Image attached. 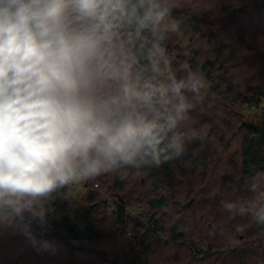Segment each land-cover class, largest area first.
<instances>
[{
  "label": "clouds",
  "instance_id": "obj_1",
  "mask_svg": "<svg viewBox=\"0 0 264 264\" xmlns=\"http://www.w3.org/2000/svg\"><path fill=\"white\" fill-rule=\"evenodd\" d=\"M180 0H0V226L33 244L65 189L184 153L209 87L174 67ZM222 202L264 226V179ZM44 250H47L45 248Z\"/></svg>",
  "mask_w": 264,
  "mask_h": 264
},
{
  "label": "trees",
  "instance_id": "obj_2",
  "mask_svg": "<svg viewBox=\"0 0 264 264\" xmlns=\"http://www.w3.org/2000/svg\"><path fill=\"white\" fill-rule=\"evenodd\" d=\"M173 16L190 35H171L173 66L187 61L209 84L195 110L202 132L191 129L184 153L159 167L105 173L81 194L65 189L50 227H33L35 244L0 226V264H264V226L222 203L264 175V0H180ZM161 193L163 209L145 203Z\"/></svg>",
  "mask_w": 264,
  "mask_h": 264
},
{
  "label": "rangeland",
  "instance_id": "obj_3",
  "mask_svg": "<svg viewBox=\"0 0 264 264\" xmlns=\"http://www.w3.org/2000/svg\"><path fill=\"white\" fill-rule=\"evenodd\" d=\"M173 35H175L176 37L180 38L183 42H188L189 39H190V35H189L188 33H186L185 31H183V30H180V31H178V32H175V33H173ZM242 111H243V112H246V113H253V114H254L255 112H258V113H259L260 109H259V108L255 109V108H253V107H250L249 109H247L246 107H243V108H242ZM190 115H191V119H190V121H189L188 127H189L190 129H194V130H198V131L201 130V132H202L203 128L200 127V123H201V121H200V117H199V116H196V115H197V112H196V111H193ZM224 167H225V170H226V171H229V166H228V165H226V166H224ZM208 177H210V176L207 175L206 178H208ZM256 178L264 179V175H263V174H259V175L256 176L254 179H256ZM254 179H253V180H254ZM253 180H251V182H252ZM81 184H83V182L77 184V186H80ZM232 187H233V184H232V186H230V188H232ZM76 190H77V191H75V188H70V191H71L72 194H76V193L81 194V193L83 192V190L80 189V188H79V189H76ZM248 190H249V188H248ZM220 193L223 194V195H226V194H229V191L227 190V187H224V189L221 190ZM224 193H225V194H224ZM238 193H239V192H238ZM221 196H222V195H221ZM250 196H251V192H249V194H247V195H245V196H241V199H248ZM192 197H193V196H192ZM230 197H231V195H230ZM189 199H191V197H189ZM140 208H141V207H140ZM167 212H168V211H167ZM131 213L133 214V213H134V210H132ZM239 232H241V231L239 230ZM188 235H189V233H187V236H188ZM241 238H242V234L239 235V239H241Z\"/></svg>",
  "mask_w": 264,
  "mask_h": 264
},
{
  "label": "water",
  "instance_id": "obj_4",
  "mask_svg": "<svg viewBox=\"0 0 264 264\" xmlns=\"http://www.w3.org/2000/svg\"><path fill=\"white\" fill-rule=\"evenodd\" d=\"M190 202V199L187 201V203ZM145 203L149 205L150 207L163 209L167 203L165 196L163 193L159 195H151L146 198Z\"/></svg>",
  "mask_w": 264,
  "mask_h": 264
},
{
  "label": "built area",
  "instance_id": "obj_5",
  "mask_svg": "<svg viewBox=\"0 0 264 264\" xmlns=\"http://www.w3.org/2000/svg\"><path fill=\"white\" fill-rule=\"evenodd\" d=\"M70 188H75V191H77L76 189H79V188H81L83 191L86 189L84 184H81L80 186L74 185V186H71ZM109 204H110V202H109Z\"/></svg>",
  "mask_w": 264,
  "mask_h": 264
},
{
  "label": "bare ground",
  "instance_id": "obj_6",
  "mask_svg": "<svg viewBox=\"0 0 264 264\" xmlns=\"http://www.w3.org/2000/svg\"><path fill=\"white\" fill-rule=\"evenodd\" d=\"M81 189V188H80Z\"/></svg>",
  "mask_w": 264,
  "mask_h": 264
}]
</instances>
